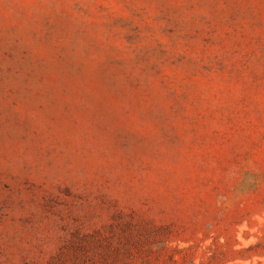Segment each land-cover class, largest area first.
I'll use <instances>...</instances> for the list:
<instances>
[{
	"label": "rangeland",
	"instance_id": "obj_1",
	"mask_svg": "<svg viewBox=\"0 0 264 264\" xmlns=\"http://www.w3.org/2000/svg\"><path fill=\"white\" fill-rule=\"evenodd\" d=\"M0 264H264V0H0Z\"/></svg>",
	"mask_w": 264,
	"mask_h": 264
}]
</instances>
